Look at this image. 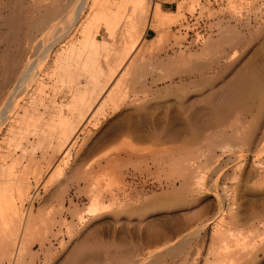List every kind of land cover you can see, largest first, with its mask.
Returning <instances> with one entry per match:
<instances>
[{"label": "bare ground", "instance_id": "1", "mask_svg": "<svg viewBox=\"0 0 264 264\" xmlns=\"http://www.w3.org/2000/svg\"><path fill=\"white\" fill-rule=\"evenodd\" d=\"M33 1H35L34 4L37 5L38 9L45 7V5H47V3L51 0ZM55 1L54 5L57 3L58 8H61L60 4H58L60 1ZM209 1L211 0H208L207 4L205 3L206 5L201 6V11L202 14L209 13L208 18H211L209 16L214 13L213 11L211 12L212 14L208 12L209 9H212L208 7ZM18 2L21 3V1ZM227 2L230 4L229 7H231V10L233 7H237L233 0H227ZM70 3L73 4L74 1H71ZM192 3L194 5L192 4L189 10L194 12L195 5H199V0L193 1ZM72 4H70V7L67 4L68 6L66 5L63 9L66 7L69 8H66L63 13L58 14V11H62V9L57 8L56 10H51V12H49V10L48 13L42 17L43 19L40 20V27L42 31H40L41 29H38L42 36L37 45H32L33 42L31 43V49L34 51L33 57L26 61L20 72L16 70L17 67H19L17 64H11L12 66L7 65V53L5 51L7 49L4 48L5 50H3V53L0 54V68L3 73L2 83L0 85V102L4 98L3 103L0 105V264H24L26 257L29 256L28 254L31 250L30 240H33L32 234L37 231L35 230L38 228L37 222L40 221L38 220L36 222L37 218L31 209L33 207L32 205V207L29 206V210L28 208L27 211L25 210L27 203L33 199L31 196L33 182L35 181V183H38L43 178L45 168H52V172L49 174L50 181L55 178H60L64 171L63 166L68 163L71 156L74 153L78 155V153L84 149L90 135V128L94 126L96 127L97 125L94 124L98 121L97 118L104 117L108 108H114L113 110H109L117 111L115 107L132 94L134 97L138 98L137 96L139 95V92H136L137 90L135 91L133 86L136 85L135 87H137L138 83L136 84V82L138 78L145 76L141 72V70H143L141 67H144L143 61L144 63L146 62L144 54L149 53L151 49L163 42L162 37L165 32L164 34H160L156 37L149 46L147 45L148 47L144 48V50L142 49L143 51H140L139 43L142 35L151 26L155 27V29H162L165 28V26L167 27L169 24L176 23L182 16V6H180L176 12L167 13L163 12L161 6L156 2H154V6H152L153 0L123 1L121 4L116 5V10H111L109 7V4L111 3H109L108 0H78L75 4H73V6ZM36 5L32 6L36 8ZM128 8L129 11L127 12ZM238 8L240 9L239 6ZM16 14H14V16ZM202 14L201 16H204ZM221 14L223 15L224 13L222 12ZM233 14L237 13L234 12ZM239 17L241 16L239 15ZM8 19L10 18L8 17ZM11 19L12 21L14 20L12 17ZM48 21L49 23H47ZM10 22L11 21H9V23ZM14 22H16V20ZM12 26L15 27L14 25H11V27ZM17 26L19 27L20 25ZM211 26H209V29L212 28ZM5 27L7 26L5 25ZM9 27L10 25L7 28L10 29ZM15 29L16 31L18 30L16 27ZM234 29L235 27L233 30ZM229 31L231 32V30ZM235 31H239V29L236 28ZM160 32H162V30ZM9 34L11 33H8V35ZM230 35L232 36V34ZM3 36L5 37L4 34ZM16 36L18 37V35ZM213 39L214 38H209L203 42L201 48H199L200 51L196 52V50H190L187 55L189 57V61L186 65V72L184 71L186 79L184 77L182 80L190 81L189 86L190 88H193V90L188 91V94L180 101V126L174 127L173 123L169 119H166L162 125H154L152 130H150L143 139L146 141L154 139V142L156 141L155 145L152 144L154 149H151V151L153 150L152 152H154V155L157 151L161 154V158L163 153L170 157L169 162L172 167V171H174L175 175L177 174L179 176H176L178 177L179 183L177 184L176 181L173 183L174 185H172L174 187L179 185L180 188L178 190H183L186 198L190 201V203L187 204L188 208L191 206L193 207L194 204H198L199 200H202L204 197L211 196L213 197L212 200L216 201L215 210L211 218L206 220V217H202L201 219H205L204 221L202 220L200 222L199 220L200 223L195 221L198 223L195 224V226L194 224H191V227L187 226V229H182L174 241L165 245L166 249L162 247V250L157 251L156 249V251L153 252L149 251L145 257H142L143 259H139L140 262L138 264H152V261H157L159 263L162 262L164 258L166 259V256L164 257L161 255L164 249L167 253L170 252L171 256H169L172 257V259L177 257L176 255H181L185 249V244L183 243L187 241V247H189L190 243L188 244L187 239L191 236L193 237V235L196 238L199 235L198 232H202L204 228L210 224V222L212 223V221L215 225L214 229L212 228L213 233L211 234L210 242L212 249L210 251V255L213 256L214 260L212 261L207 258L205 260L206 264H254L263 256L264 231L262 234L260 232L259 234L256 231V233H258V235H256L253 230L252 232L247 231V234H244L239 230L235 231L231 228H225L226 225L228 226V224H226L227 217L230 215L229 217L232 220V211L236 209L231 210L232 206H228L229 209L225 208L224 203L227 199L225 196H221L216 182L212 181L213 186L211 185L212 187L208 188L206 186L203 188V185H205L204 181V184L203 182L201 183L203 179L201 174L203 172L205 173L207 170L210 172L212 169L217 170V172H220L221 170L224 172V167L228 168V166L232 164V166H234L232 171L235 173H232V175H234V180L239 178L237 177V174H239L241 178V174L245 173L243 172L245 166L248 167V175L245 177H247V182L250 187L245 186V191L247 188H251L250 190L253 191L254 189L252 190V187L256 188V186L261 185L262 187V185H264V89H261V91L257 90L258 86L255 77L257 76L256 74L258 69H260V64L256 61L258 58L256 57L255 60L253 59L255 57H253L252 60H250L251 62L248 60L246 61L247 63L249 62L248 66L250 68L248 67V70H251L250 76H248L249 71L246 68L247 65L245 64V66H243V64L242 66L246 68V72L244 71L245 69L238 71L234 78L226 81L228 83H225V85L223 83L224 86L221 88L219 87L220 89L214 88L216 90L211 91L212 94H208V96L212 95L210 97L213 99V95L218 94L220 96L222 95V90L225 91V89L229 87L231 88V86L235 87V84L245 85V83H242L246 81V79L244 81V78L247 76L248 78L250 77L247 79L250 86L247 87L246 90H244L245 88L243 89L241 86L242 91L239 88L240 91L236 93L235 104L231 106L227 105L230 106L228 108H226L227 106H224L225 108L219 106V109H217L218 107L216 108L217 110L214 108V111H210V116H207L208 112L201 106V104L203 99L210 100V98H204L206 96L203 94L204 87L202 86L210 83V81L213 84L220 78V76L217 75L218 71L214 73L212 77L210 76L211 78L206 77V70L209 69L205 62L207 61V57L213 54L214 51H216L215 54H217V49L221 48L219 47L220 45H215ZM1 40H5V42L7 41L6 39ZM9 40L10 39H8V41ZM16 40L18 39L16 38ZM224 40L225 41H223V43L230 45L231 48L234 46L231 38ZM20 41L18 42L20 43ZM7 43L8 42H6V45H10ZM193 43H195V41L192 42V44ZM223 43L221 42L222 46ZM251 44L252 42H250L249 46ZM10 46L9 48L11 49L12 46ZM19 46H21V44ZM261 47L264 48V42ZM17 49L19 50V48ZM134 49L135 52L137 50L139 51L136 52L137 54L131 63L128 66H125L127 68H125V70L123 65L128 59L129 52ZM223 49L225 50L226 48ZM260 50H253V53L255 54L254 56H257ZM131 53L132 52H130V54ZM238 53L239 50H234L229 54L228 59L234 62L231 67H233L239 59H241V54L238 55ZM18 54H16V56ZM15 58L16 57H14V59ZM212 60L210 62H213ZM12 61L14 60L12 59ZM218 62H220V59H217V62L215 63L217 64ZM147 65L148 64H145V67ZM11 68H14L12 69V73L10 72ZM121 68L125 71H122V74L120 75L119 73L121 72L120 70H122ZM117 76H119V78ZM153 81L155 82V80ZM248 83L246 82L247 86ZM261 83L264 86V76ZM244 87H246V85ZM146 88H144L145 91ZM147 93L148 92H140L143 96L145 95V98L142 99L143 102H145L144 100L146 97H149ZM138 99L133 101H139ZM142 101H139V103ZM139 103H137V107ZM141 105V107H143V104ZM141 110L145 109L142 108ZM234 116L236 122L231 121ZM247 121L248 125L246 124ZM140 138H136L138 142H141ZM164 143L170 144V147L160 150L158 146L160 147V145ZM129 146L131 149L133 147L135 148L132 151V153H134L136 151V146L131 144ZM113 150L116 151V149ZM110 152L109 154L107 153L104 158L102 156L101 158L103 160L110 159L108 165L109 170L113 167V170L111 171H114V169L117 168L115 166L120 164L121 161L117 158V156H111L112 153L110 154ZM137 152L139 151L137 150ZM105 153L106 151L104 154ZM116 153L118 154L119 152ZM166 155H164V157ZM152 157L154 158L156 156ZM166 157L165 162L168 161H166V159H169V157ZM101 158L98 162L94 159L96 161V165H103H101ZM202 158H204L205 161L201 160ZM260 160L263 161L259 162ZM95 161L93 162L95 163ZM137 161L136 163H138ZM94 163H90L92 167L94 166ZM142 163L144 164V162ZM154 163L156 165V162ZM167 164L169 163L167 162L164 165L166 166ZM131 165H133V163ZM89 166L87 168L90 169L89 172H91L92 167L89 168ZM103 168L104 167L102 166V172L100 171L102 175H100V177H98V175V178L91 177L90 179V181L92 180L90 184L91 190L88 192L90 194H88L90 204L87 209L81 212H74L73 219L75 217L76 221L79 223L85 221L86 217H95L99 214L105 213V211H108V208L110 207L105 202L103 203L101 198L103 197V190L101 189L102 182L105 183L107 181L103 178V174L106 175L107 173L105 171L106 168ZM86 170L84 171L86 172ZM103 170L106 173H104ZM100 172L99 174H101ZM83 174L85 176L87 175L84 172ZM110 175H106L107 179L111 177ZM88 176L91 175L89 174ZM106 176L104 177L106 178ZM228 177L230 178L231 176ZM225 178L226 177H224V179ZM204 179H206V177ZM111 180L113 179L111 178ZM114 180L116 179L114 178ZM114 180L112 183L115 182ZM110 181H107L109 185ZM117 182H119V180L116 181V183ZM105 185L107 187V183H105ZM111 188L112 187L110 186L109 189ZM104 189L106 188L104 187ZM110 191L112 193V190ZM224 191H226V189ZM259 193L260 192H258V194ZM235 196L233 197L234 199L231 198V201L233 199V203L236 201ZM236 212L239 213L238 211ZM189 216L191 217L192 214H189ZM235 218L236 217H234V219ZM48 222L51 224V220L46 223ZM234 224L235 225L233 226L239 225L237 222H234ZM41 225H45L43 227L44 230V228H46V224L43 223ZM60 225L61 232L57 234V238L61 235L62 228H64L69 234L72 232L74 233V226L70 224L68 220H63ZM76 228L77 227H75V229ZM49 229L45 230L48 231ZM196 234L198 235L196 236ZM254 235L256 237H254ZM190 242L192 243V241ZM64 243L65 241L63 240L59 242V244H61L60 246H63ZM179 244H183L182 247L184 246V249H182L181 246L179 247ZM216 244L218 245V249H214ZM187 259L184 258L186 262H188Z\"/></svg>", "mask_w": 264, "mask_h": 264}, {"label": "rangeland", "instance_id": "2", "mask_svg": "<svg viewBox=\"0 0 264 264\" xmlns=\"http://www.w3.org/2000/svg\"><path fill=\"white\" fill-rule=\"evenodd\" d=\"M18 1H21V3ZM71 1H74L73 4H75L78 0H62V1L57 0V2H59L58 4H60L61 6V8L60 7L59 8L62 9V11L61 10L58 11L59 12L58 14L63 13L66 8H69L71 6L70 4H72L70 3ZM108 1L109 3H111L109 4L111 10H116L117 4H121L123 1H129V0H108ZM159 1L160 0H153L152 6H154V2L158 3ZM163 1L168 2V4L164 7L163 11L176 12L178 8L182 6L181 8L182 16L180 20L177 21L176 23L169 24L167 27L165 26V28L162 29L156 28L157 29L156 30L155 27L151 26L146 30L148 32L145 31L144 34L142 35V38L139 43L140 51L142 49L144 50L145 47H148L151 44V42L155 40L156 37H158L160 34L161 35L164 34L165 32V34L162 37L163 42H161V44L151 49L149 53L144 54L146 57V58L144 57L146 59L145 61L147 62L144 63L143 61L144 67L145 64L148 65L145 67V70L144 67H141L143 70L141 69L140 70L142 74H144L145 76H143L144 78L140 77L141 79L138 78L136 82V84L138 83L137 87H135L136 85L133 86L135 88V91L137 90L136 92H139V95L137 96L139 99L134 97L133 94L131 93L132 94V95L130 94L131 96H129L126 100H124L122 103H120L115 107L117 111L116 110L111 111L109 109L112 108H108L107 113L105 114L104 117L97 118L98 121L94 123L97 125L96 127L94 126L90 128V135L88 137L84 149L80 153H78V155L74 153L71 156L68 163L65 166H63L64 171L60 178L58 179L55 178L50 181L49 174L52 172V168H50L51 170L49 168H45L43 178L40 180L41 182L40 181H39L40 183L39 182L35 183V181L33 182L32 192H31V196L33 199H31V201L27 203L25 210L27 211V208L29 210V206L30 207L33 206L31 209L35 217L37 218L36 222L38 220L40 221L37 222L38 228L35 229L37 231H35L32 234L33 240L32 239L30 240L31 241L30 244L32 247L30 246L31 250L30 253L28 254L29 256L26 257L24 264H136V263L138 264L140 262L139 259L140 260L143 259L142 257H145L149 253V251L153 252L156 251V249L157 251L162 250L161 249L162 247L165 248L166 244H168L171 241H174L175 238L178 236V234L182 231V229L186 228L187 226L191 227V224H194L195 226V224L200 223L202 220L204 221L205 219H201L202 217L203 218L206 217V220L212 217L216 204V201L212 200L213 197L206 196L202 200H199L198 204L196 205L194 204L193 207L191 206L188 208L187 204H189L190 201L189 199L186 198V195L183 193V190L182 189H181L182 191L178 190L180 188L179 185L175 186L176 188L173 186L174 185L173 183H175L176 181L177 184L179 183L178 182L179 176L177 174L175 175L174 171H172V167L169 162L170 157L163 153L161 158V154L157 151L155 152L154 155V152H152L153 150L151 151V149L152 148L154 149L153 145H155L156 141L154 142V139L150 141H146L143 138L150 130H152L154 125L155 126L162 125L166 119H169L173 123L174 127L180 126V118H181L180 117L181 113L179 108L180 101L184 99V97L188 94V91L193 90V88H190L189 86L190 81L182 80L184 79V77L186 79L185 69L189 61V57L187 55L190 50H194V51L196 50V52L200 51L199 48H201L202 43L209 38H214L213 40L215 42V45L216 46L220 45L219 47L221 48H219L220 50L217 49L218 51L217 54H215L216 51H214L213 52L214 56L213 54L209 55V57H207L206 59L207 61H205L207 67L209 68L207 69L208 71L206 70V77L211 78L213 74L216 73L217 71H218L217 75L220 76V78L215 83H213L214 87L211 81L210 83L204 84V86H202L204 87L203 94L204 96H206L204 98H210V100L203 99V102L201 104V106L207 110L208 112L207 116H210L211 114L210 111H214V108L215 110H217L219 109V106L225 108L227 105L231 106L235 104L236 93L240 91L241 86L243 89L245 88L244 90H246L247 87L250 86V84L247 81V79L250 78V77L248 78V76H250V71H251L248 70L250 68L248 66V63L251 62L250 60H252L253 57H255L253 58L255 60L257 57L258 59L256 61L258 62V64H260L259 65L260 69H258L256 74L257 76L255 77L258 86V87L256 86L257 90L261 91V89H264L263 88L264 86L261 83V80L264 76V69H263L264 48L261 47L262 43L264 42L263 40L264 0H237V1L233 0L237 7L235 8L233 7L234 9L232 8V10L231 7H229L230 4H228L227 0L226 1L211 0L209 1L210 3L208 2V7L212 8L209 9L208 12L212 14L211 12L213 11L214 13L212 14L213 16L212 15L209 16L211 18H208L209 13L202 14L201 11V6L206 5L208 0H199V5L198 4L195 5L194 12L192 10L191 12L189 9L190 6L193 4L192 2L196 0H163ZM54 2L56 1L51 0L49 2L50 4L52 3L51 5L46 2L47 5L44 4L45 7L37 9V5L34 4L35 1L33 0H0V37H1L0 54H2L3 50L5 49L10 51L9 52L5 50L7 53L6 63L8 66L15 63L19 66L17 67L16 70L20 72V70H22L23 68L22 66L25 65L26 61H28L30 58L33 57L34 51L33 49H31V43L33 42L32 45H37L38 41L42 36L40 33V31H42L40 27V23H41L40 20L43 19L42 17L45 16L49 10H50L49 12H51V10L53 9L56 10L58 8L57 3H55L54 5ZM67 4L69 5V7L63 9ZM32 5L34 6L36 5V8ZM238 6L240 7V9L238 8ZM128 11L129 8L127 12ZM222 12L224 13L223 15L221 14ZM234 12L237 14H233ZM14 14L16 15L14 16ZM201 14L204 16H201ZM238 14L241 17H239ZM8 17L10 19H8ZM11 17L13 19L15 17L16 18L12 21ZM15 20L16 22H14ZM9 21L13 23L11 22L9 23ZM49 21L47 23H49ZM16 24L20 26L18 27ZM5 25L7 27L10 25L9 27L10 29L5 27ZM11 25H14L18 30L16 31L15 27L13 26L11 27ZM220 25L223 27H221ZM209 26H211L212 28L209 29ZM234 27L235 29L236 28L239 29L240 33L239 31H235V29L233 30ZM38 29L41 30L39 31ZM161 30L162 32H160ZM227 30L228 31L231 30V32L229 31L228 34ZM8 33L11 34L8 35ZM147 33H149V36ZM236 33L238 34V36ZM3 34L5 35V37L3 36ZM230 34H232V36ZM10 35L12 36V38ZM16 35H18V37ZM7 36L8 39H10L9 41L7 39ZM16 38L18 40H16ZM230 38L232 39L233 41L232 43L234 45L232 46V48L230 47V45L223 43V41H225L224 39H230ZM1 39H6L7 40L6 42H8L7 44H10L12 47L10 45H6L5 40L2 41ZM18 41H20V43ZM194 41L195 43L192 44V42ZM221 42L223 43V46ZM250 42H252V44L249 46ZM18 43L19 45L21 44V46H19ZM9 46L11 47V49L9 48ZM17 48H19V50ZM223 48L226 49L224 50ZM255 49H259V50L262 49L259 51L257 56H254L255 54L253 53L254 52L253 50ZM234 50H239L238 55L241 54V59H239V61H237V63L233 67H231V65L234 62L230 61L228 57L229 54L232 53ZM138 51L139 50H137L136 52ZM130 52L132 53L130 54ZM130 52L128 55V59L125 61L123 65L124 69L126 68L125 67L126 65L128 66L131 63V61L134 59L135 55L137 54L135 52V49ZM16 54L18 55L16 56ZM14 57H16L15 59L18 61H16ZM12 59L14 61H12ZM217 59L218 60L220 59V62L216 64L215 62H217ZM211 60L213 62H210ZM247 60L249 61L248 63L246 62ZM262 63H263V68H262ZM245 64L247 65L246 68L249 72H248V76L244 78V81L245 79L246 81L242 83H245L246 87H244L245 85L242 84L240 85L235 84V87L231 86V88L229 87L225 89V91L222 90L221 94L223 96L222 95L219 96L218 94L213 95V99L212 97H210L212 95L208 96L209 93L212 94L211 91L216 90L214 88L220 89L222 86L225 85V83H228L226 81H229L230 79L234 78V76L237 74L238 71L245 69L244 71L246 72L247 71L246 68L243 67L245 66ZM12 69L14 68L10 69L11 73L13 72ZM124 69L120 70L121 72L119 71L120 75L122 74V71L124 72L127 68L125 70ZM0 75H1L0 76L1 78L0 85H1L2 75H3L1 68H0ZM119 76L117 77L119 78ZM153 80H155V82ZM246 82L248 83V86ZM144 88H146V91ZM140 92L142 93L148 92L147 94L149 95V97H146V99L144 100L145 102L142 101V99L145 98L144 97L145 95L143 96V94H140ZM137 99L142 102L139 103V101H133ZM3 101L4 98L0 102V105L3 103ZM137 103H139L138 107H137ZM141 104H143V107H141L142 106ZM133 106L136 108H134ZM230 106H227L226 108ZM142 108H144L145 110H141ZM231 121L236 122L235 116L234 118L231 119ZM248 121L246 122L247 125H248ZM136 138L137 139L140 138L141 142H138ZM130 144L136 146V151L134 153H132V151L135 148L133 147L131 149L129 146ZM162 145H160V147L162 146L161 147L162 149L158 146L160 150H164L170 147V144L168 143H164ZM113 149H116V151H114ZM137 150L139 152H137ZM105 151L106 153L104 154ZM107 151L109 152L112 151L110 152V154L112 153L111 156L113 157L117 156V158H119V160L121 161L120 164L115 166L117 167L116 169H114L115 172L111 171L113 170L112 169L113 167L110 168L111 170H109L108 165L110 159H107L108 160L107 161L106 159L103 160L101 158V156L104 158L107 155V153L109 154V152ZM116 152L119 153L117 154ZM164 155L169 157V159H166V161L168 160L167 162L169 163L166 166L164 165L165 163H167L165 162L166 156L164 157ZM152 156H156L154 157L155 159ZM100 158L102 160L101 165L103 164L102 166L106 168L105 171L107 173L104 170L103 172L106 173V175L111 174L110 175L111 177L109 178L110 180L111 178L113 180L114 178L116 179L114 180L115 182L112 183L113 180L110 181L109 179H107V176L103 174V178L105 179V181L106 180L110 181V185L106 181L105 182L107 183V187H106L105 183L102 182L101 189L103 190L102 193L103 197L101 198L103 203L105 202L110 207L108 208V211L107 210L105 211V213L99 214L98 216L95 217H86L85 221L79 223L78 221H76L75 217L73 219L74 212L85 211L88 205L90 204V199H89L90 194L88 193L89 190H91L90 184L92 180L90 181V179L91 177L96 178L98 175H99L98 177L102 175L101 173L102 166H98V164L96 165V161L98 162ZM92 160L95 161V163ZM201 160L205 161L204 158H202ZM136 161L139 164L136 163ZM262 161L263 160H260L259 162ZM142 162H144V164ZM145 162L147 165L145 164ZM154 162H156V165ZM158 162L162 164H159ZM90 163L92 164L94 163L93 166L94 168L91 166ZM132 163L133 165H131ZM88 166L89 168L92 167L91 172H89L90 169L87 168ZM233 167L234 166L230 164L228 168L224 167L223 170L224 172H222V170L220 172H217V170L214 169H212L210 172L208 170L205 171V173L203 172L201 174L203 177L201 183L203 181L205 182L203 188L204 186H206L207 188L212 187L213 182H216L219 187V192L221 196L222 197L225 196L227 199V200L223 199L225 200L224 203L225 208L229 209V207L232 206L231 210L236 209L232 211L233 216L231 214L232 220L234 219V217L236 218L232 221L229 215L226 219V221L229 222V223L226 222V224H228L229 227L226 225L225 228H231L232 230L234 229L235 231L239 230L244 234L247 231L252 232V230L255 231L256 235H258L259 232L262 234V232L264 231V217H263L264 216V195H263L264 185H262V187L261 185H259L260 188L259 186H256V188L252 187V190L254 189L253 191L250 190L251 188L250 189L247 188V190L245 191V186L250 187L249 183L247 182V177H245L248 175L247 173L249 171L248 167L245 166V169L243 171L245 173L241 174V178L240 175L237 174V177H239L236 178L237 180H234V175H232V173L234 172L232 171ZM84 170H86V172ZM83 172L87 175L85 176ZM99 172L101 174H99ZM89 174L91 176H88ZM227 175L231 176L230 178H232L233 180L230 179ZM104 176H106V178ZM205 177L206 179H204ZM224 177L226 178L224 179ZM118 180L119 182L116 183V181ZM110 186L112 187L111 189H109ZM104 187L106 189H104ZM225 189L226 191H224ZM110 190H112V193ZM222 190L224 191L225 194L223 193ZM258 192H260L261 194L259 193L260 194L259 195ZM228 194L230 199L228 197ZM233 195L234 196L236 195L235 196L236 201L235 200L234 201L237 203L235 202L233 203V199H234ZM231 198H233L232 201ZM195 210L200 213H197ZM236 211H238L239 213H237ZM189 214L190 215L192 214V216L190 217ZM257 217L260 219H258ZM50 220H51V224L50 222L46 223L47 221ZM63 220H68V222L74 226V230H73L74 233L72 232L71 234H69L66 232L64 228H62V233L57 238L56 237L57 234L61 232L60 224ZM195 221H197L198 223H196ZM234 222L235 223L237 222L239 225L233 226L235 225ZM43 223L46 224V228H44V230L43 227L45 225L43 226L41 225ZM47 224L49 227L47 226ZM229 224H231L232 226ZM214 225L215 224L213 221L212 223L210 222V224L206 228H204L202 232H198L199 235L196 234V236L197 235L199 236V237L197 236L198 238L197 237L195 238V236L193 235L194 240L192 236H191L192 239L191 237H189L191 239V240L189 238L187 239L188 244L190 243L189 247H187V243H186L187 241L183 243L185 244V247L183 246L185 249L182 247L183 244L182 245L179 244L178 246L179 247L181 246L182 249H184L181 255H176L177 257L172 259V257H170L171 256L170 252L167 253L165 248L161 255H163L164 257L166 256V259L164 258L160 263L157 261H156L157 263L155 261H152L151 263L152 264H206L205 260L207 258L213 261L214 258L212 255H210V251L212 249V245H210V242H211V234L213 233ZM75 227H77L76 228L77 230L75 229ZM45 229H49L48 230L49 232ZM256 231L258 233H256ZM254 237L256 236L254 235ZM61 240L65 241L63 246H60L61 244H59ZM190 241H192V243ZM217 247L218 245L216 244V247H214V249H218ZM184 258L186 259L188 258L187 259L188 262H186ZM261 258L259 259L260 261L257 260L254 264H264V259H263L264 257L262 259Z\"/></svg>", "mask_w": 264, "mask_h": 264}, {"label": "crops", "instance_id": "3", "mask_svg": "<svg viewBox=\"0 0 264 264\" xmlns=\"http://www.w3.org/2000/svg\"><path fill=\"white\" fill-rule=\"evenodd\" d=\"M158 4L161 6V9H162V11L164 10V7L168 4V2H166V1H163V0H160L159 2H158ZM163 12H167V13H171L170 11H163ZM175 12V11H174ZM150 33V32H149ZM149 33H148V36H149Z\"/></svg>", "mask_w": 264, "mask_h": 264}]
</instances>
